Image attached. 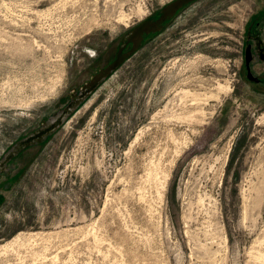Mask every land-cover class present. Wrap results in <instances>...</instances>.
<instances>
[{"label": "rangeland", "instance_id": "374dc122", "mask_svg": "<svg viewBox=\"0 0 264 264\" xmlns=\"http://www.w3.org/2000/svg\"><path fill=\"white\" fill-rule=\"evenodd\" d=\"M174 1L0 0V264H264V0Z\"/></svg>", "mask_w": 264, "mask_h": 264}, {"label": "flooded vegetation", "instance_id": "af4514ba", "mask_svg": "<svg viewBox=\"0 0 264 264\" xmlns=\"http://www.w3.org/2000/svg\"><path fill=\"white\" fill-rule=\"evenodd\" d=\"M189 2L187 0H177V1H174L169 7H165L161 10H159V14L156 16V19H153L154 20V23L156 25H164L169 17V15L171 13H177V12H180L185 5H187ZM169 10V11H168ZM150 31L146 30L144 31L143 33V38H142V41H144L145 39H147L148 35H149ZM248 48H250V51H251V47L249 46ZM252 53V51H251ZM262 59H264V51L262 53V56H261ZM254 59V56L252 55V61ZM252 61L250 62V64L252 63ZM246 68H247V73H246V78L248 81L252 82V83H255V84H258V85H264V77H261V78H257L253 72L250 70V65L247 66L246 65ZM249 72H251L252 74V77L249 76Z\"/></svg>", "mask_w": 264, "mask_h": 264}, {"label": "water", "instance_id": "95a60500", "mask_svg": "<svg viewBox=\"0 0 264 264\" xmlns=\"http://www.w3.org/2000/svg\"><path fill=\"white\" fill-rule=\"evenodd\" d=\"M251 61H252V53H251V51H250V48H248L247 51H246V64H247V66L250 65V62H251ZM249 76L252 77L251 72H249Z\"/></svg>", "mask_w": 264, "mask_h": 264}, {"label": "bare ground", "instance_id": "6f19581e", "mask_svg": "<svg viewBox=\"0 0 264 264\" xmlns=\"http://www.w3.org/2000/svg\"><path fill=\"white\" fill-rule=\"evenodd\" d=\"M32 51V50H31ZM7 96V95H6ZM10 98V97H9ZM27 103V102H26ZM26 106H28L27 104H26Z\"/></svg>", "mask_w": 264, "mask_h": 264}]
</instances>
